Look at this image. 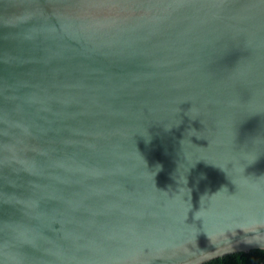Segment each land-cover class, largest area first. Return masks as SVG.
Listing matches in <instances>:
<instances>
[{"label": "water", "instance_id": "water-1", "mask_svg": "<svg viewBox=\"0 0 264 264\" xmlns=\"http://www.w3.org/2000/svg\"><path fill=\"white\" fill-rule=\"evenodd\" d=\"M255 249L264 0H0V264Z\"/></svg>", "mask_w": 264, "mask_h": 264}, {"label": "trees", "instance_id": "trees-1", "mask_svg": "<svg viewBox=\"0 0 264 264\" xmlns=\"http://www.w3.org/2000/svg\"><path fill=\"white\" fill-rule=\"evenodd\" d=\"M204 264H264V250L255 249L246 253L239 252Z\"/></svg>", "mask_w": 264, "mask_h": 264}]
</instances>
